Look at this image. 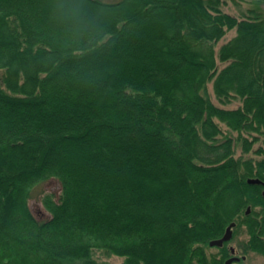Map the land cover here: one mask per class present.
<instances>
[{"label":"trees","instance_id":"trees-1","mask_svg":"<svg viewBox=\"0 0 264 264\" xmlns=\"http://www.w3.org/2000/svg\"><path fill=\"white\" fill-rule=\"evenodd\" d=\"M232 2L241 17L222 0H0V264H225L244 225L243 253L264 255V182H248L264 147L235 154L264 135V0ZM53 177L40 217L29 200Z\"/></svg>","mask_w":264,"mask_h":264},{"label":"rangeland","instance_id":"rangeland-1","mask_svg":"<svg viewBox=\"0 0 264 264\" xmlns=\"http://www.w3.org/2000/svg\"><path fill=\"white\" fill-rule=\"evenodd\" d=\"M222 1H223L222 9L224 11L232 13V14L237 15L239 17H241L244 14V12L246 11V9L249 6L248 3H242L239 6L235 5L232 2V0H222ZM71 13H74V12H71ZM234 35H236V29L235 28L228 31L226 33V35L219 40V42L216 45L217 49H219V47L222 44H224L225 42L230 40ZM226 64H227V62H223V61L218 60L219 69L222 68L223 66H225ZM208 89H209V93H210V96L212 97V99L220 106H224V107H228V108H235V107L242 104L240 98H234L233 100L229 101L228 103H222L217 98V96L214 92L212 82H209ZM220 124H221L222 128L224 130H226L229 134H231L235 137L238 136V132L235 130L230 131L228 129V126L226 125V123L220 122ZM260 146L264 147V135H261L258 138V140L255 141V143L253 145V149L250 152L245 153V154L243 152V148H242L241 144L239 142H236L235 154L237 156L238 155H244V156H252L255 158H259L262 155H259L254 151ZM144 179H145V177H144ZM167 179L168 178L163 176V178H160V181L164 182ZM152 186H154V185H152ZM60 192H61V184L57 178L53 177V178H49V179L41 182L39 185L36 186V188L34 189V191L32 193V197L29 200V203H30V206H31L33 212L40 217H48L50 215V212L46 209V207L42 201V198L44 195H46L48 193H52V194H54L55 198H58V196L60 195ZM247 238H248V233H247L246 226L244 225V226H241L240 228H238L236 236L234 238H232V240L229 241L228 245L230 247L234 246L236 251H237L234 254L232 253L231 256L237 255L241 258H240V260H235V261L231 262L230 264H264V255L263 254L255 252V251H249L248 253H243V251L241 250V248L239 246V242L244 240V239H247ZM208 251L211 253H213V252L218 253L219 248H218V246H211L210 245V247L208 248ZM95 256L99 260L100 264H119V263L123 262V260H124V256L107 255L100 250L96 251ZM243 256H245V258H243Z\"/></svg>","mask_w":264,"mask_h":264},{"label":"water","instance_id":"water-1","mask_svg":"<svg viewBox=\"0 0 264 264\" xmlns=\"http://www.w3.org/2000/svg\"><path fill=\"white\" fill-rule=\"evenodd\" d=\"M248 182H250V183H263L264 181L258 177H251L248 179ZM250 210H251V207L249 206L247 209V212H250ZM235 224H236V222H234V221L231 222L227 226L225 233L221 237L212 239L210 241V245L211 246H222L226 241H229L233 236V227L235 226ZM231 252L232 253L236 252V249L234 246H231ZM240 258L241 257H239L237 255H233L226 260L225 264H230L231 262H233L235 260H240ZM243 258H245V256H243Z\"/></svg>","mask_w":264,"mask_h":264},{"label":"flooded vegetation","instance_id":"flooded-vegetation-1","mask_svg":"<svg viewBox=\"0 0 264 264\" xmlns=\"http://www.w3.org/2000/svg\"><path fill=\"white\" fill-rule=\"evenodd\" d=\"M236 252H237V251H236ZM236 252H235V253H236Z\"/></svg>","mask_w":264,"mask_h":264}]
</instances>
